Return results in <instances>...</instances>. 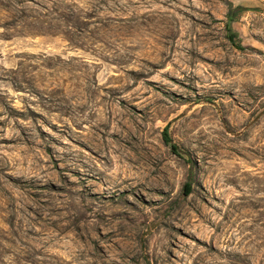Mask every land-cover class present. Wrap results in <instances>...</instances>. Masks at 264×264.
<instances>
[{"label": "rangeland", "instance_id": "rangeland-1", "mask_svg": "<svg viewBox=\"0 0 264 264\" xmlns=\"http://www.w3.org/2000/svg\"><path fill=\"white\" fill-rule=\"evenodd\" d=\"M0 264H264V0H0Z\"/></svg>", "mask_w": 264, "mask_h": 264}, {"label": "trees", "instance_id": "trees-1", "mask_svg": "<svg viewBox=\"0 0 264 264\" xmlns=\"http://www.w3.org/2000/svg\"><path fill=\"white\" fill-rule=\"evenodd\" d=\"M242 9H245V8H239V10H242ZM227 18H228V22L230 23V22H233L234 21V19H235V17H234V15L233 14H231V13H229L228 15H227ZM229 23H227V32L229 33V35H228V39H229V41L231 42V43H233V45H235L238 49H243V47L240 45V44H238L237 42H236V39H237V34H235V33H232L231 31H230V26H229ZM163 140H164V142L167 144V145H169L171 142H170V139L168 138V136H167V134H166V130L163 132ZM170 147H171V150L173 151V152H176V147L174 146V145H170ZM187 190H189V189H187Z\"/></svg>", "mask_w": 264, "mask_h": 264}]
</instances>
